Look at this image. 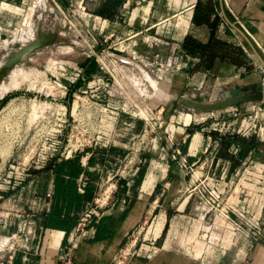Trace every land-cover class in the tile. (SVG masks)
<instances>
[{"label": "crops", "instance_id": "1", "mask_svg": "<svg viewBox=\"0 0 264 264\" xmlns=\"http://www.w3.org/2000/svg\"><path fill=\"white\" fill-rule=\"evenodd\" d=\"M104 1L46 0L45 5H37L60 9L63 15L61 4L66 9L75 5L84 14V23L100 35L101 48L123 42L129 47L151 39L154 44L141 43L128 53L130 57L122 55L123 62L144 74L155 71L161 83L158 89L167 85L166 90L183 100L201 101L188 94L212 88L237 90L241 95L264 88V0H123L113 19L95 13ZM9 5H0V39L9 32L16 12L13 6L20 8ZM83 5L95 7L84 11ZM213 37L226 44L224 56L217 54L213 61L182 50L187 38L206 44ZM166 41L185 53L188 67L157 72L156 63L166 61L171 53ZM78 66L88 75L101 73L88 54ZM81 85L79 80L73 89ZM11 99L10 94L1 95L0 110ZM66 101L70 106L71 99ZM183 103L182 109L174 101L165 105L169 120L165 126L149 127L131 118L114 130L125 129L130 139L114 133L108 137V147L89 146L75 153L62 171L58 165L30 170L20 188L0 199V261L8 254L7 237L30 225L35 235L17 249L11 264H112L132 234L142 247L130 264H264V226L258 237H252L233 221L242 223V213L263 219L261 192L256 188L246 194L241 186L244 176L236 173L248 170L244 162L249 159L264 161V128L244 135L247 142L252 139L251 146L221 144L210 167L204 161L211 145L221 141L220 133L193 121L185 110L191 106ZM145 129L149 143L134 152L133 142ZM81 178H87L84 193L78 190ZM100 184H110L109 197L77 231ZM205 184L221 192L222 207L231 211L233 220L224 221L220 215L213 220L203 197Z\"/></svg>", "mask_w": 264, "mask_h": 264}, {"label": "rangeland", "instance_id": "2", "mask_svg": "<svg viewBox=\"0 0 264 264\" xmlns=\"http://www.w3.org/2000/svg\"><path fill=\"white\" fill-rule=\"evenodd\" d=\"M43 1V2H42ZM10 3L9 7L17 5L20 8H14L15 15L10 19L9 32L3 35L0 40V63L13 52L20 51L23 47L36 40L39 36V31L49 32L56 31V39L46 45L34 50L27 55L23 60L14 65L0 82V96L10 94L12 98L19 94L25 93L24 98H32V103L29 104L27 115L20 123L18 115L7 114L6 117L0 115V175L4 172V165L10 163H18L22 158L18 155L24 151L29 155L43 154V144L49 133L56 127L57 121L54 115L51 114L50 105L52 102H65L66 97L63 96L64 90L58 83L54 82L55 76H58L62 81L64 70L70 65H78L87 57L89 51L83 46V41L78 39L76 33L72 31L77 28H83L86 18L75 7L69 5L66 9L64 4H61L65 10V17L60 9L54 8L43 9L37 4H46V0H0ZM38 2V3H37ZM6 6V5H3ZM95 6H87L86 11L94 9ZM70 18V19H69ZM95 39L100 42V35L94 34ZM85 35L83 34V39ZM146 38L147 36H143ZM142 37V38H143ZM151 39L138 41L136 45L127 46L126 42L114 44L109 50L111 55L121 57H130V51L137 50V46L142 44H154ZM116 71L117 80L113 85L108 87L112 96L108 97L104 103L108 105V110L102 116L94 115L87 118V112H83V122H89L95 125V136L102 135L103 138L110 137L114 133L120 134L119 137L130 139V134L124 129L123 131H114L117 124L124 123L136 119L148 123L165 126L169 120L166 117V111L163 109L165 105H171L174 101L176 106L182 109L184 103L183 96H175L172 92L166 90L167 85L162 86L163 89H158L159 83L156 72L149 71V75L155 79L156 86L148 79L139 67L132 64L117 60ZM68 70V69H67ZM149 70V69H148ZM54 76H53V75ZM138 77V78H137ZM58 79V81H60ZM157 80V81H156ZM10 84V85H9ZM4 89V90H3ZM7 89V90H6ZM2 92V93H1ZM251 92H246L250 94ZM242 93L237 90L229 89H208L202 93L191 92L189 98L199 99L201 101L218 102L227 98L236 97ZM23 98V97H21ZM35 99H38L36 101ZM66 103V102H65ZM36 104V105H35ZM38 104V105H37ZM41 104V105H39ZM111 110V111H110ZM121 110V111H120ZM191 114L193 121L203 123L205 126L215 125L216 122L222 124L223 121H233L239 127L243 120L246 124L251 123V126L257 125V129L264 128V102L260 100H249L242 103L227 105L220 109H198L191 107L186 109ZM117 112H120L117 115ZM16 113V112H15ZM69 122L71 116L69 115ZM14 120V125L5 130L4 120ZM104 121L105 126H98ZM135 121V120H134ZM10 126V125H9ZM70 124L65 125L63 134L58 136V139L66 142L67 133L69 132ZM59 134V133H57ZM53 139V135H49ZM136 139V138H135ZM50 143L52 141H49ZM4 151L8 155L5 159L1 152ZM41 152V153H40ZM14 160V161H13ZM27 162V160H26ZM37 167L31 166L30 170ZM3 169V171H1ZM10 169L6 167V174ZM3 176V175H2ZM98 192L105 186L98 185Z\"/></svg>", "mask_w": 264, "mask_h": 264}, {"label": "built area", "instance_id": "3", "mask_svg": "<svg viewBox=\"0 0 264 264\" xmlns=\"http://www.w3.org/2000/svg\"><path fill=\"white\" fill-rule=\"evenodd\" d=\"M225 2H227V0H225ZM82 9L85 11L86 6L83 5ZM64 16L67 17L65 11ZM84 26L85 27L83 28L75 27V29L72 31L76 33V37L78 39L81 38L83 41V46H85L87 51H89L88 55L93 56L97 60L101 73L96 75H88L82 67L78 65H70L68 66L69 68H66V71L64 70L65 73L62 74L64 77L63 81L58 76H55L54 82L58 83L59 86L63 88V96L66 97V100L68 99L69 92L75 82L81 80L82 85L72 91L70 106L66 100V103L52 102L49 104L51 114L54 115L55 120L57 121L56 127L59 126L61 128H55L53 129L52 133L48 134L46 141L43 144V154H39L38 156H36V154L29 155V153L26 154L24 151L22 154L18 155V158H22L21 162L16 164L13 162L8 166H3V176L0 175V199L5 196V193L9 191H15L22 186L23 182L30 176V168L33 166V164L34 167H44L54 158L58 160L68 159L71 158L75 153L82 151L89 146L98 148L108 147L111 144V141L108 137L103 138L102 135L94 137L96 132L94 128L95 125H92L89 122H83V112H87V118L97 114L102 116L101 119H103V114L106 113L109 105L108 103L106 105L104 101H107L108 97L112 96V93L108 90V87L113 85L117 80L114 67L117 66V60L123 62L124 59L117 56L112 57V52L109 50L112 47L111 45L101 48L100 42L95 39L94 32L91 31L88 24L86 23ZM83 34L85 35L84 39ZM165 43L170 46L171 53L166 61H159L156 63L157 72L161 74L164 72L174 73L188 67L184 56L185 53L180 50L178 45L170 41H166ZM153 64L155 63H147L149 66H152ZM58 79H60V81H58ZM35 100L38 101V99ZM30 101H32V98L14 97L4 108L0 110V115L4 117H6L7 114L18 115V120L20 122L18 124L19 126L22 124L25 115H27L25 110L29 104L32 103ZM119 113L120 112H117V115ZM69 115L71 116L70 122L68 117ZM145 123L151 127L150 124L152 123H148L147 118L145 119ZM68 124H70L69 132L67 133L66 142L63 143V141L58 139V136L63 134V128ZM12 125H14V120H4L3 126L5 130L9 129ZM99 125L106 127L108 124L102 121L101 124H98V126ZM209 130L217 131L220 133V135L236 133L244 136L251 135L255 130H257V125L251 126V123H249L245 126V120H243L241 125L237 127L233 121H223L222 124L216 122L214 126L210 125ZM49 135H53L54 140L50 139ZM149 140L150 139L147 137V130L145 129L133 142L132 150L136 152L139 150L140 145L146 148ZM49 141L52 142L50 143ZM220 146V140H216L213 145H211V148L209 149L205 158L206 160L204 161L205 164L212 167ZM244 163H247L246 170H248L242 173H240L239 170L237 171L236 175L244 176L243 180L245 181V184L241 186L245 189L246 194H251V192L256 188H258L259 192H261L263 196L260 203V211L263 217L262 220L256 221L244 213L241 214V220L243 221L242 223H238L233 220L230 214L231 211L223 209V195L215 186H208L205 184L203 197L205 202H207V204L210 206L209 212L212 213L213 220H216L220 215L224 221L233 220L235 222L233 223L235 224L236 228L240 231L245 230V232L252 237H258L261 234L262 228L264 226V161H254L249 159V161L247 160ZM6 167L10 169V173L12 174H9V172L6 174ZM1 171H3V169ZM86 185L87 178H81L78 183V190L80 193L85 192ZM110 187L111 186L109 184L98 192V196L94 204L91 205V207L81 217L76 228L77 231H79L82 226L89 222L94 215L98 214L97 212L99 208L109 197ZM34 235V228L29 225L25 229L8 236L7 242L5 244L8 254L1 256L3 259L0 261V264H11L17 249L26 246V244L29 242V240H31V238L34 237ZM136 242L137 237L132 234V236L128 238L126 244L117 252L112 264H130L131 260L137 254H139V252H141L142 246L138 247ZM73 245H75V243L71 244V246ZM65 253H67V251Z\"/></svg>", "mask_w": 264, "mask_h": 264}, {"label": "trees", "instance_id": "4", "mask_svg": "<svg viewBox=\"0 0 264 264\" xmlns=\"http://www.w3.org/2000/svg\"><path fill=\"white\" fill-rule=\"evenodd\" d=\"M123 0H105L102 5L96 10V14L104 17V18H109L113 19L115 15L117 14L118 7L121 5ZM215 38H211V40L204 44L201 42H198L193 39H186L185 44H184V49H182L185 53L187 54H200L201 56L204 57H209L212 61L217 54H221L222 50L225 49L224 43L214 40ZM224 56V53H222ZM94 62L96 65V68L99 70V65L97 60L94 58ZM73 87L71 88L68 97L71 99L72 97V91ZM221 139V144L222 146H228L232 142H238L241 143L242 145H252V139L247 142L246 138L243 135L240 134H226V135H220ZM58 159L54 158L51 160L48 164H46L44 167H55L58 165V170L62 171L67 167L68 164V159H62L57 162ZM55 165V166H53Z\"/></svg>", "mask_w": 264, "mask_h": 264}, {"label": "water", "instance_id": "5", "mask_svg": "<svg viewBox=\"0 0 264 264\" xmlns=\"http://www.w3.org/2000/svg\"><path fill=\"white\" fill-rule=\"evenodd\" d=\"M56 35H57L56 31H52V30H50L49 32L39 31V36L36 40L29 43L27 46L23 47L18 52L10 53L5 58L4 62L0 65V82L14 65H16L19 61L23 60L27 55H29L34 50L42 47L43 45L48 44L49 42H52L54 39H56ZM249 100H261L264 102V88L254 94L239 95L218 102L207 103L196 100H183V102L190 105L191 107L198 109H220L221 107L227 105L242 103Z\"/></svg>", "mask_w": 264, "mask_h": 264}, {"label": "bare ground", "instance_id": "6", "mask_svg": "<svg viewBox=\"0 0 264 264\" xmlns=\"http://www.w3.org/2000/svg\"><path fill=\"white\" fill-rule=\"evenodd\" d=\"M43 2V1H42ZM38 3V2H37ZM5 60V59H4ZM4 60L0 63V65L4 62ZM145 75H148V79L151 81V83L153 85H157L156 82H155V79H153L148 73H145ZM10 85V84H9ZM4 90V89H3ZM7 90V89H6ZM2 93V92H1ZM2 154V157L5 159L8 155L6 154V152L2 151L1 152Z\"/></svg>", "mask_w": 264, "mask_h": 264}]
</instances>
